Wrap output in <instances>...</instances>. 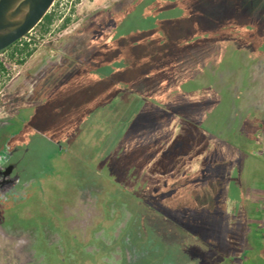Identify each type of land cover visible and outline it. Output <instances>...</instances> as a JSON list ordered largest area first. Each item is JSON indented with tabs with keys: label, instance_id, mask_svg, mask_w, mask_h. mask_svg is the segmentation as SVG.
I'll return each instance as SVG.
<instances>
[{
	"label": "rangeland",
	"instance_id": "obj_1",
	"mask_svg": "<svg viewBox=\"0 0 264 264\" xmlns=\"http://www.w3.org/2000/svg\"><path fill=\"white\" fill-rule=\"evenodd\" d=\"M104 8L103 34L90 39L89 23L76 36ZM54 9L38 46L93 43L80 65L35 62L36 96L4 103L0 125L20 108L0 132L15 133L13 160L47 175L0 211V264H209V243L233 235L264 191V0ZM65 17L73 42L60 37Z\"/></svg>",
	"mask_w": 264,
	"mask_h": 264
},
{
	"label": "flooded vegetation",
	"instance_id": "obj_2",
	"mask_svg": "<svg viewBox=\"0 0 264 264\" xmlns=\"http://www.w3.org/2000/svg\"><path fill=\"white\" fill-rule=\"evenodd\" d=\"M58 2L59 0H55L47 14L54 13V8ZM101 16H106L107 18L113 15L108 11V8L86 14L80 19L78 28L74 30V32H77L76 36L80 37V35L82 36L83 33L87 32L89 23L93 26L90 39H94L96 34H103L97 25L101 21L96 20V18ZM61 21H63L61 25L63 29L59 33L61 32L62 41L66 39L73 42L72 33L74 32H66L70 25V19L65 17ZM36 27L23 38L0 50V115L9 111L7 109L8 104H4L7 100L30 101L36 96L35 90L40 85V82L36 81V75L40 70V68L36 67L38 62L46 64L52 62V59L60 57L65 60L66 64L80 65L82 63L79 60V56L82 47H84L86 42H89L90 45L93 43L90 39H86L83 45L79 46L76 54H73V45H69L65 49V46H58L50 41L38 46V40L35 36L37 33ZM54 33L55 30H49L42 35L52 36ZM24 43H27V45ZM31 60L32 63H30ZM17 68L19 70L16 75H13L14 70ZM30 84L34 86L31 91H28L27 86ZM18 110L20 108L6 122L0 125L1 133H5L4 130L10 126V121L16 119ZM1 136L3 137L0 138V143H2L0 144V211H3V209H10L15 204L28 201L33 194V185L37 182L41 183L47 173L46 171H41V176L43 177L40 179L28 178L25 169L20 168L19 160H13L14 156L21 151L19 145H11L15 133ZM24 150L27 151V147ZM58 150L61 151L62 148L58 147ZM263 194L264 191L262 192ZM262 195L260 194L261 197H259L258 201L249 202L250 204L246 203L244 220L233 235L220 238L218 244L209 243V264H264V221L261 207L264 196Z\"/></svg>",
	"mask_w": 264,
	"mask_h": 264
},
{
	"label": "water",
	"instance_id": "obj_3",
	"mask_svg": "<svg viewBox=\"0 0 264 264\" xmlns=\"http://www.w3.org/2000/svg\"><path fill=\"white\" fill-rule=\"evenodd\" d=\"M55 0H0V50L33 30Z\"/></svg>",
	"mask_w": 264,
	"mask_h": 264
},
{
	"label": "trees",
	"instance_id": "obj_4",
	"mask_svg": "<svg viewBox=\"0 0 264 264\" xmlns=\"http://www.w3.org/2000/svg\"><path fill=\"white\" fill-rule=\"evenodd\" d=\"M56 16L54 13H49L46 14L44 16V18L42 19V21L38 24V26L41 28V31L43 33H47L50 29L51 24L53 23V21L55 20ZM25 45H27V43H24Z\"/></svg>",
	"mask_w": 264,
	"mask_h": 264
}]
</instances>
